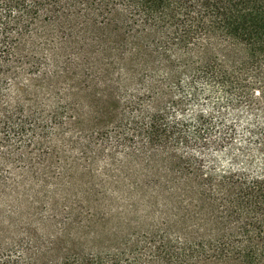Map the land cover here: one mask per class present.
Returning <instances> with one entry per match:
<instances>
[{"label": "trees", "instance_id": "obj_1", "mask_svg": "<svg viewBox=\"0 0 264 264\" xmlns=\"http://www.w3.org/2000/svg\"><path fill=\"white\" fill-rule=\"evenodd\" d=\"M0 264H264V0H0Z\"/></svg>", "mask_w": 264, "mask_h": 264}, {"label": "rangeland", "instance_id": "obj_2", "mask_svg": "<svg viewBox=\"0 0 264 264\" xmlns=\"http://www.w3.org/2000/svg\"><path fill=\"white\" fill-rule=\"evenodd\" d=\"M200 88L202 90H209V86L208 85H204V84H201L200 85ZM211 96L210 98L212 99V101L216 100L217 97H219L218 93L216 92L215 89H212V92H211ZM246 119H243V121L239 122L237 125H236V128H235V136H234V141L237 145L239 144H242V143H245L246 142V132H245V128H246ZM208 158H207V161H216L215 163L217 164V167L219 168H222V167H226L229 165V161H228V157L226 156V154L224 153H216L211 151L208 153Z\"/></svg>", "mask_w": 264, "mask_h": 264}]
</instances>
